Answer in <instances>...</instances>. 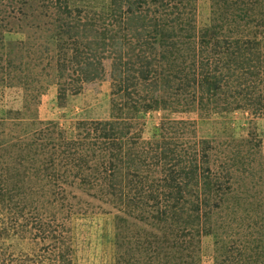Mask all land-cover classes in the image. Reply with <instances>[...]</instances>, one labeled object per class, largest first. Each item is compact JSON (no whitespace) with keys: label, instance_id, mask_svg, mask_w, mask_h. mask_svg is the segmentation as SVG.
Here are the masks:
<instances>
[{"label":"rangeland","instance_id":"rangeland-1","mask_svg":"<svg viewBox=\"0 0 264 264\" xmlns=\"http://www.w3.org/2000/svg\"><path fill=\"white\" fill-rule=\"evenodd\" d=\"M139 1L0 0V188L14 195L12 201L0 197V264H238L241 249L242 264H257L253 260L264 256V0ZM185 8L196 37L184 38L179 50L163 58L153 28L164 20L178 39L180 22L172 19ZM241 12L247 14L244 21L237 17ZM227 16L237 23H224ZM245 22L251 25L241 31ZM217 24L222 43L261 40V67L245 78L256 86L252 106L244 95L235 96L240 89L234 81H224L218 94L202 89L200 64L207 57L201 54V30ZM92 41L96 45L88 46ZM97 59L104 71L87 80L93 73L89 63ZM182 66L187 73L181 75L190 78L189 84L181 82L186 92L177 91L173 75H180ZM138 68L153 69L150 79L143 80ZM163 70L170 74L169 85ZM227 71L221 66L218 73ZM153 97L160 99L154 109L134 107ZM94 121L115 123L117 137L123 132L130 141L125 151L135 148L137 157L162 140L164 131L169 145L186 149L185 158L197 155L199 165L223 175L230 208L215 214V231L185 235L181 219L163 216L158 205L148 209L155 203L145 188L146 210L126 196L119 199L128 188L113 194L114 184L135 178L136 169L126 167L113 182L92 175L97 168L103 172L106 162L92 160L96 146L89 141H105L86 135ZM205 140L208 162L202 161ZM66 141L81 143V155L74 157L89 162L90 168L80 165L87 180L72 156L78 146L66 148ZM145 168L137 172L147 173L148 181L167 173L165 163Z\"/></svg>","mask_w":264,"mask_h":264},{"label":"trees","instance_id":"trees-1","mask_svg":"<svg viewBox=\"0 0 264 264\" xmlns=\"http://www.w3.org/2000/svg\"><path fill=\"white\" fill-rule=\"evenodd\" d=\"M137 3H140L139 0H137ZM161 1V0H160ZM184 0H181L180 3H182ZM227 0H224L226 2ZM61 2V0H59ZM142 2V0H141ZM163 2V0L161 1ZM164 7H167V4H163ZM188 9L185 8V11H181L175 16L172 20L180 22L178 25L180 28H178V31H180V37L178 39H172L177 35V32L171 27L169 30L168 28L164 27V24L166 21H161V23L155 24L153 31L155 30V34L159 35L160 37L157 39L155 44H159L162 46L161 48H164V53L162 54L163 58H165V55L168 53H174V50H179L184 42V38L188 40H192V38L196 37L195 34V25L191 22V20L186 19V12ZM170 12V11H169ZM247 14L244 12L238 13L237 17L239 19H243L244 16ZM227 20L224 21V23L227 22V24L231 23H237L236 18L234 16L226 18ZM143 22L145 19L142 20ZM251 22H245L243 25L240 23L239 26L237 25L235 28V31H237V34L240 30H244L250 27ZM145 30L146 27H144ZM206 27L203 28L200 35V46L202 47L201 54L202 56H206L207 58L201 62L200 66L202 68L201 74H200V84L202 86V89L205 91H213L215 94H218V91L222 90V84L223 82H227L226 84L229 85L232 81L237 83V86L239 87L240 91L234 93L236 97L244 95L245 101L250 104L251 106L254 105V100L252 99L253 91L255 89V83H250L249 79H245L247 74H250L251 76L255 75L258 71H256L259 67H261V47L262 43L261 40L258 37H255L253 39L245 38H239L235 40V42L231 41L230 39H225L224 43H222L221 40L218 39L219 35V29L222 28V24H217V26L213 27ZM240 29V30H239ZM70 32V29L67 31ZM158 32V33H156ZM246 33V32H245ZM249 34V33H247ZM137 34L135 33V36ZM140 34L137 36L139 38ZM141 39V38H140ZM172 39V41H171ZM93 42V41H92ZM96 45L95 42L88 43V46ZM166 45V46H165ZM242 46V47H241ZM165 47L167 48L165 50ZM241 47V48H240ZM243 48V49H242ZM194 49V48H193ZM211 51V55L207 56L204 53H208ZM195 54V53H194ZM224 55L227 57L226 60H222L224 58ZM96 56V55H94ZM181 56H183L181 54ZM144 57V56H143ZM142 57V58H143ZM191 57L194 58L195 55L191 53ZM101 61L99 59L93 60L89 63V68H93L92 74H86L87 80L96 79L95 77L101 76L103 73V69L100 66ZM119 63L122 64L123 59L120 58ZM143 63V60L141 59V64ZM148 67L152 66V62L149 61L147 63ZM221 66H224L228 71L227 74H219L218 70ZM141 67V66H140ZM196 66L192 65L191 72L194 74L193 80H198L195 76ZM5 69L1 68V71ZM186 67L182 66V72H180V75L175 73L174 79L178 80L179 83L176 86L177 91L179 92H186V88H184V85L181 84V82L186 83L188 78L187 75L183 76L181 73H187L185 70ZM137 71L140 72L142 75L143 80H148L153 74V69L145 70L144 68L140 69L138 68ZM168 71L163 70V74L161 75L163 79H166L164 82L165 85H167L169 82L171 83L172 80L168 77H170V74H167ZM170 73V72H169ZM183 73V74H184ZM221 76V77H219ZM186 77V79H185ZM86 80V81H87ZM190 80V78H189ZM188 80V81H189ZM227 80V81H226ZM224 82V83H225ZM133 84L136 83L135 79L131 82ZM187 82V84H189ZM169 85V84H168ZM185 89V90H184ZM238 89V90H239ZM235 91V90H233ZM233 93V92H232ZM147 97H144L142 100H146ZM148 100V99H147ZM137 102L135 101L134 107L136 110H140L142 107L143 110L148 111L149 109H154L156 106L159 105L160 99L158 100L156 97H153L152 101L150 102ZM260 103V102H259ZM84 123V122H83ZM84 125H87L84 123ZM83 126V125H82ZM84 127V126H83ZM87 134L86 135H94L103 137L105 139L104 142H102L99 145V142L97 140L95 141H89V144L95 145V152L94 156L92 157L95 159L98 157V161H106L104 163L103 172L99 171V169H95V171L92 173V175L95 176H105L106 179H111L110 182H113L112 180H119L116 178L117 174H120L123 172V170L127 167V171L129 169H136V171L132 174L133 177L128 181L127 183H124V181H120L117 184H114V190L112 191L113 194H116V191H120L124 188H128V191H122L120 192L119 199L125 198V196L133 203H137V207L139 209L143 206V201L141 199L142 192L145 188V190H149V195L153 198L154 203L152 207L150 208H156L160 210L166 217L174 216V218H179L183 221V223L186 224V226L183 227L182 232L185 233V235H188V232L191 234L196 233L197 235L201 234L202 232H205L206 235L209 233H212L215 231V214H220L224 210L227 211L230 206L228 205V202L226 203L225 197L227 195V191L230 190V186L228 187L224 181L226 179H223V175L218 174L216 172L210 173L208 168L203 166L202 164L199 165V161L197 159V155H193L191 157L185 158V155H187L186 149L179 151V146H173L172 144L169 145L171 140L168 141L166 139V135L163 134L164 131H161L160 136H162V140L155 142L154 144H151V149L146 147V151L143 148L142 151H140L139 156H135V148H130L125 151V148L128 146L129 143L126 142L123 132L117 137L118 132L115 130L116 124L111 123L110 121H94L90 122L87 125ZM51 136V133L49 134ZM125 140H124V139ZM117 139V141H116ZM132 141V140H131ZM204 145L203 148H201L204 157H202V161L208 162L207 160V148H209V142L207 140L203 141ZM63 144H65L66 148H73L77 147V150L73 151L72 156L74 157L76 154L79 153L80 144L74 145V141H66ZM70 153V152H68ZM145 154L146 158L142 156V154ZM80 154V153H79ZM81 155V154H80ZM78 157V156H77ZM142 157V158H141ZM75 158V157H74ZM206 158V159H205ZM77 159V158H75ZM52 160V159H51ZM79 163L77 164L78 167H80V170L77 171V173L82 175L81 179L87 180V173L84 167H81L80 165L84 166V164L88 165V168H90L89 162L86 161L85 157H80L77 159ZM84 163V164H83ZM160 163H165L166 165V171L167 173L160 179H156L155 177L151 178L149 181L147 179V173H138L137 169L139 167H145L147 169V172L152 170V166L158 165ZM203 166V169H202ZM245 167V166H244ZM243 167V168H244ZM129 168V169H128ZM207 169V170H206ZM245 171H247V167L244 168ZM99 174H96V173ZM126 174V173H125ZM130 175V174H129ZM125 175L121 177V180L123 179H129L128 176ZM45 175H43L44 177ZM48 176V175H47ZM146 179L149 183L147 188L144 186L146 183ZM145 182V183H144ZM202 186L203 189L200 187ZM200 191H203L199 193ZM14 192V191H13ZM140 194V195H139ZM11 196H14L13 193H9L7 191H4L3 188H0V197H5L10 199ZM124 196V197H123ZM214 198H219L217 202H215ZM195 199L197 201H195ZM166 201L167 203L166 208L162 209L159 207V204L161 201ZM154 212V211H152ZM184 216H187L184 218ZM160 218V217H159ZM184 220L186 222H184ZM177 221V220H176ZM179 222V221H177ZM191 227V228H190ZM247 247H244L246 249ZM257 249H259V252L262 250V245L257 246ZM264 250V249H263ZM242 253L240 258H235L238 264H242L241 262H244L246 260L245 258V250L241 249L238 250V252ZM243 251V252H242ZM246 254V253H245ZM259 254V253H258ZM262 255V252L260 254ZM261 256H259L257 259L253 260L255 263L259 264L261 260ZM264 257V256H263ZM226 260H224L225 262ZM241 261V262H240ZM258 261V262H257ZM264 261V260H263ZM232 262H234V259L232 258ZM262 262V261H261ZM260 262V263H261ZM248 262L247 264H249ZM263 264V262H262Z\"/></svg>","mask_w":264,"mask_h":264}]
</instances>
